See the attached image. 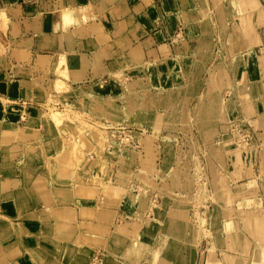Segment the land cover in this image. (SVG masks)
Segmentation results:
<instances>
[{
    "label": "rangeland",
    "instance_id": "obj_1",
    "mask_svg": "<svg viewBox=\"0 0 264 264\" xmlns=\"http://www.w3.org/2000/svg\"><path fill=\"white\" fill-rule=\"evenodd\" d=\"M103 1L114 4L113 0L100 3ZM150 1L130 0L126 4L132 10L124 13L120 11L124 4L108 11L104 6L98 14L93 12L92 2L81 4L91 13L87 22L99 19L108 28L107 40L103 37L102 43L109 40L112 31L118 43L109 45L111 55L123 59L116 62V71L112 72L109 63L105 76L89 80L86 84H92L74 93H70L64 55L55 61L50 75H41L43 80L50 76L48 87L34 84L33 79L23 85L19 77L27 78L28 73L0 75L8 83L6 90L0 87V168L17 165L27 185L36 179L72 187L75 194L83 192L90 200L87 203L97 207H83L80 214L90 223L80 228L101 233L95 245L107 253L105 258L103 254V264H183L188 248L196 256L207 237L212 252L209 261L214 254L221 264H264V180L256 185L251 179L247 181L257 146L246 114L250 113V92L260 88L262 81L264 27L251 12L240 19L237 0H200L202 32L198 35L182 24L169 33V23L177 16L164 14L167 21L163 16L157 20L170 41L181 45L184 57L173 58L179 55L175 53L168 55L169 60L164 56L149 66L148 72L140 59H128L131 46L139 52L143 49L142 40H125L115 29L133 26L135 18L146 13ZM241 1L248 8L258 4L264 11V0ZM129 14L132 16L121 23ZM8 28L9 19L7 29L5 24L0 27L6 47ZM250 54L255 57L254 65ZM19 68L32 74V70ZM15 79L29 93L16 95ZM60 79L68 89L58 88ZM115 81L117 89L113 88ZM232 99L237 105L230 104ZM243 100L246 103L241 107ZM25 116L30 120L21 121ZM16 121L20 122L17 128L13 125ZM119 124L128 133L124 140L113 136L110 129ZM150 134L165 137L174 154L168 161L178 166L162 177L154 175L151 161L144 159L146 150L158 148ZM132 178L137 182L134 190L128 183ZM242 196L244 201L236 205V198ZM256 197L261 199L259 203L254 201ZM75 203L79 206L78 198ZM62 205L57 202L49 209L54 212ZM64 211L71 217L74 210ZM104 212L108 224L92 228L98 214ZM100 218L99 223L104 220ZM58 221L55 219V226ZM74 224L66 229L68 239L57 233L55 238L79 249L77 217ZM50 226L55 231V226ZM73 236L77 238L72 240ZM19 243L21 240L17 237L13 241L10 234L0 237V263L8 261L10 248ZM60 248L66 264H85L79 251L70 256L63 246ZM31 261L54 264L43 262L37 253ZM19 262H24V256Z\"/></svg>",
    "mask_w": 264,
    "mask_h": 264
},
{
    "label": "crops",
    "instance_id": "obj_2",
    "mask_svg": "<svg viewBox=\"0 0 264 264\" xmlns=\"http://www.w3.org/2000/svg\"><path fill=\"white\" fill-rule=\"evenodd\" d=\"M100 1L86 0L87 3L92 2L94 5L93 12L95 14H98L104 6H107L108 9L105 10L108 11L110 8H116L120 4H124L123 10H120L123 13L130 9L128 3L126 4L130 0H113L114 4L112 6L108 2L103 1V3H100ZM201 1L151 0L146 8V13L141 18L139 16L135 18L133 26L129 25L127 29L116 27L115 30L119 29L121 36L125 37V40L126 38H139L142 40L143 49L139 52L136 46H131L128 50V59L132 62L140 59L147 65L144 68H148L164 56H167L169 60L171 57L168 55L175 53L179 55L173 58L184 57L181 55L183 52L181 45L177 42H171L168 33L165 34L163 28L159 29L161 27L156 22L161 16L167 21V18H164V14L168 16L174 15L178 18L169 23V33H173L175 28L182 24L184 27L189 26L191 32L193 31L195 35H198L202 32L200 27L202 12L199 4ZM84 3L85 0H0V12L6 11L8 14L5 13L7 16L6 29L9 19L8 47L5 46L7 45L5 44L6 40L2 37L4 33L0 34V75L12 77L16 73L19 75L28 73L27 76L29 77L27 78L24 76L19 77L23 85L28 84L33 79L34 84L38 83L42 87H46L50 76L43 80L40 78L41 75L43 73L50 75V70L53 68L55 61L59 60L58 58L61 55H64V64L67 66L69 76L68 82L71 86L70 93H74L89 80L105 76L110 69L109 63H111L113 68L116 67L117 63L123 58L122 56H112L113 50L110 49L109 45L113 42L118 43V40H114L116 37L110 31L109 40L102 43L101 39L103 37H106L107 40L105 32H107L108 28L104 26L103 22L100 21L101 23H99V19L87 22L91 18V13L87 12L88 8L81 5ZM248 7L243 5L241 0H237L239 18L241 19L245 13L251 12L254 15L253 18H256L259 24L264 27V11L259 8L258 4L252 3L251 8ZM67 9L72 10L70 15L64 12ZM131 16L132 14L126 15L120 22L122 23ZM261 16L262 20H260ZM100 24L105 30L101 28ZM191 26H194V28H191ZM97 30L100 32H97ZM256 47H259V45ZM101 52L102 55L99 56ZM13 54L16 55L14 56ZM250 62L252 65L255 64V57L252 54H250ZM18 65L26 71L32 70V74L19 71ZM154 69L156 70L155 67ZM114 71H116L115 68L112 72ZM147 71L150 72L151 70L148 68ZM260 73L262 78L259 83L260 88H254L250 92L251 99L247 101L251 106L250 113L246 112L252 137L257 146L256 161L249 172L251 176L247 177V181L251 179L254 185L264 180V64L262 63H260ZM19 80H13L18 83V94L16 95L24 96L23 94L27 93L28 89L23 87V85L21 87ZM17 83L15 84L16 86ZM0 87L6 90L8 83L0 79ZM245 103L246 101L243 100L241 107ZM230 104L237 105V101L232 99ZM12 117L15 118L14 116ZM25 119L30 120V116H25L21 121ZM19 123V121H16L13 125L18 126ZM40 126L42 125H39V128ZM150 136L154 138V144L158 148L155 151L146 150L144 159L151 161L153 174H158L162 177L166 172L177 169L178 166L176 162L173 161V164L170 165L168 161V157L174 154L171 153V145L166 141L165 137L157 134H150ZM2 162H4L3 159ZM134 180L135 178L128 180L129 186H134L133 190L137 184L136 180ZM35 182L28 185L24 184L17 165H12L10 168H0V237L10 234L13 241L17 237L21 240V243L15 244L10 248L12 256L8 258V261L0 264H34L33 260L31 261V257L35 253L38 254L43 262L66 264L61 260L63 251L60 246H63L65 252L70 256H74L75 252L79 251V259H84L85 264H91L93 255L102 250L95 245V241L101 240V233L95 234L87 231V228H80L81 225L90 223L88 218H83L80 213L85 206H97L87 203L90 200L87 199L83 192L81 193L80 191L75 194L71 190L73 189L72 187L52 186L36 179ZM48 193L50 196L47 195ZM79 196L82 199H79ZM76 198L79 200V206H76ZM260 200L259 197L254 199L258 203ZM242 201H244V196L236 198L235 204L238 205ZM57 202H61L63 205L54 210L56 213L54 217L52 214L54 212L49 209V206H52V204L55 206ZM65 208L74 210L71 217L66 216ZM76 210L79 213L77 216ZM56 217L60 221L55 226ZM76 217L79 222V249L70 246L67 241L64 243V241L55 238V233H57L59 237L68 239L70 234L66 233V229L76 226L74 224ZM100 217L104 218V220L100 221L101 224L99 223ZM107 219L109 218L105 216V212L104 214H98V222L92 224V228L106 226L108 224ZM133 221H136V219ZM51 224L55 226V231H51ZM17 230L20 231L19 234ZM76 238L77 236H73L72 240ZM206 239H204L203 245H199L200 248L197 250L196 256L195 251L188 248L183 256V264H193L194 261L195 264H221V260L217 258V255L214 257V254L212 255L213 261H209V256L212 252L209 248L210 238L207 237ZM104 252L102 253L105 258L107 253ZM23 256L24 262L20 263L19 261ZM76 263L79 264L80 262L78 263L77 261ZM80 264L83 263L81 262Z\"/></svg>",
    "mask_w": 264,
    "mask_h": 264
},
{
    "label": "built area",
    "instance_id": "obj_3",
    "mask_svg": "<svg viewBox=\"0 0 264 264\" xmlns=\"http://www.w3.org/2000/svg\"><path fill=\"white\" fill-rule=\"evenodd\" d=\"M110 129H112L113 136H118L120 140H124L128 134L125 130V126L122 124L114 125ZM242 136V138H246L247 135L242 134ZM91 264H103V253L101 251H98L96 255H93Z\"/></svg>",
    "mask_w": 264,
    "mask_h": 264
},
{
    "label": "bare ground",
    "instance_id": "obj_4",
    "mask_svg": "<svg viewBox=\"0 0 264 264\" xmlns=\"http://www.w3.org/2000/svg\"><path fill=\"white\" fill-rule=\"evenodd\" d=\"M64 12H67V14L68 15H70L71 14V12H72V10H70V9H67V10H65ZM7 22V16H6V14L4 13V12H0V27L3 25L4 26V24ZM7 24V23H6ZM5 24V25H6ZM2 30H3V27H2ZM2 34V33H1ZM118 81H115L114 83H113V88L114 89H117L118 88V83H117ZM101 84L102 85V83L101 82H97L96 83V85L97 84ZM89 84H92V83H88V84H86L85 86H87V85H89ZM57 86H58V88L60 89H68L69 88V86H68V84L64 81V80H62V79H60L59 81H58V83H57ZM70 160H71V157L69 158ZM69 160V161H70ZM49 194V193H48ZM116 235H121V234H119V233H115ZM115 234L113 235V237L115 236Z\"/></svg>",
    "mask_w": 264,
    "mask_h": 264
}]
</instances>
